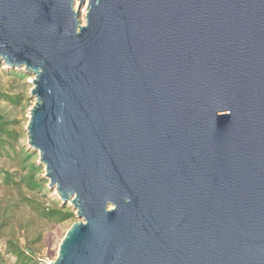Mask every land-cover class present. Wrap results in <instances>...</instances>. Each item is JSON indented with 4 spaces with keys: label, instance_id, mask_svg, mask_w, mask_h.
<instances>
[{
    "label": "water",
    "instance_id": "1",
    "mask_svg": "<svg viewBox=\"0 0 264 264\" xmlns=\"http://www.w3.org/2000/svg\"><path fill=\"white\" fill-rule=\"evenodd\" d=\"M0 59L81 219L49 264H264V0H0Z\"/></svg>",
    "mask_w": 264,
    "mask_h": 264
},
{
    "label": "trees",
    "instance_id": "2",
    "mask_svg": "<svg viewBox=\"0 0 264 264\" xmlns=\"http://www.w3.org/2000/svg\"><path fill=\"white\" fill-rule=\"evenodd\" d=\"M14 77L23 80L27 75L25 72L12 69L9 71ZM7 102L18 105L22 102V95L18 93L0 90V102ZM14 122L0 111V154L13 148V143L9 140L14 137L16 131L10 128ZM32 153L24 157V161L31 159ZM30 172L19 179L14 177V172L2 169L6 184L21 187L25 184L29 189L37 194L46 196L48 189L44 179L36 178L40 166L31 162L25 164ZM22 203L12 194L0 198V264H39L41 253L45 247V235L42 224H61L73 221L75 210L68 204L59 200L40 202L36 207V215L31 213L24 221L19 218L22 211ZM65 235V234H64ZM63 235V236H64Z\"/></svg>",
    "mask_w": 264,
    "mask_h": 264
},
{
    "label": "rangeland",
    "instance_id": "3",
    "mask_svg": "<svg viewBox=\"0 0 264 264\" xmlns=\"http://www.w3.org/2000/svg\"><path fill=\"white\" fill-rule=\"evenodd\" d=\"M80 2L77 1L75 8L78 9ZM82 23H85V16L87 13V2L80 7ZM16 69L26 73V77L23 80L14 77L9 71ZM34 75L27 73L24 68H11L3 60L0 59V90L18 93L22 95V102L18 105H13L7 102H0V111L7 115L14 123L10 126L16 131L14 137L9 140L13 143L14 147H9L8 151H4L0 154V166L2 169H7L14 172V177L19 179L21 176L30 172L29 167L25 164L31 162L36 163L40 166V171L37 172L36 178L44 179L45 186L48 189L46 196H42L40 193L37 194L35 191L29 189L25 184L21 187L16 185L6 184L3 172L0 173V198L7 196H14L22 203V211L19 214V218L24 221V218L31 215H36V207L40 202H48L52 200L61 201L56 188H50L49 179L45 177V166L40 163V154L35 151L29 144V137L27 127L30 119V110L35 103V98L31 95V89L33 87L32 80ZM32 153L31 159L24 161V157L28 153ZM62 202V201H61ZM69 206H73L68 203ZM81 220L75 214L73 221H67L61 224H42L45 235V247L42 250L41 257L52 262L58 255V249L63 235L70 228V226Z\"/></svg>",
    "mask_w": 264,
    "mask_h": 264
},
{
    "label": "built area",
    "instance_id": "4",
    "mask_svg": "<svg viewBox=\"0 0 264 264\" xmlns=\"http://www.w3.org/2000/svg\"><path fill=\"white\" fill-rule=\"evenodd\" d=\"M49 263H50V262L47 261L46 258H44V257H41V258H40L39 264H49Z\"/></svg>",
    "mask_w": 264,
    "mask_h": 264
}]
</instances>
